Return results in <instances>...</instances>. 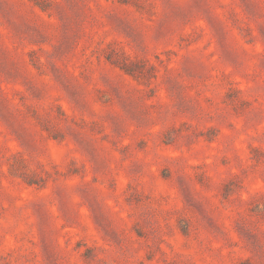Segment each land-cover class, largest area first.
<instances>
[{
  "label": "rangeland",
  "instance_id": "374dc122",
  "mask_svg": "<svg viewBox=\"0 0 264 264\" xmlns=\"http://www.w3.org/2000/svg\"><path fill=\"white\" fill-rule=\"evenodd\" d=\"M0 264H264V0H0Z\"/></svg>",
  "mask_w": 264,
  "mask_h": 264
}]
</instances>
